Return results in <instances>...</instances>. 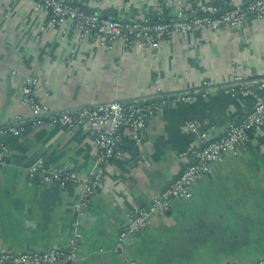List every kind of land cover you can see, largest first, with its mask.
I'll return each mask as SVG.
<instances>
[{
	"label": "crops",
	"instance_id": "1",
	"mask_svg": "<svg viewBox=\"0 0 264 264\" xmlns=\"http://www.w3.org/2000/svg\"><path fill=\"white\" fill-rule=\"evenodd\" d=\"M154 1L72 3L110 18L156 21ZM168 1L171 7L181 5ZM207 1L225 7L248 0ZM33 7L32 0H0V129L19 117L26 121L19 136L0 137V145L10 148L0 168V250H66L77 225L79 252L70 264L264 260V131L251 133L241 154L229 153L212 165L190 199H175L168 212L152 213L147 229L124 252L116 249L131 214L148 208L194 160L197 146L187 124L217 137L251 111L252 95L225 87L234 70L247 81L264 80V20L248 19L217 32L175 34L159 47L127 50L118 42L108 49L91 37L79 39L69 28L67 35L48 28V15L34 13ZM32 77L38 81L37 99L53 114L174 94L190 93L195 99L181 97L162 107L141 132L140 145L131 130H124L114 159L98 167L88 127L63 130L33 123L23 93ZM206 81L220 89L204 95ZM38 165L81 178L100 173L104 188L85 212L77 213L82 186L42 184L29 173Z\"/></svg>",
	"mask_w": 264,
	"mask_h": 264
},
{
	"label": "built area",
	"instance_id": "2",
	"mask_svg": "<svg viewBox=\"0 0 264 264\" xmlns=\"http://www.w3.org/2000/svg\"><path fill=\"white\" fill-rule=\"evenodd\" d=\"M32 1L34 13L48 15V28L61 30L64 35L68 34L67 28H69L79 39L91 37L97 45L108 49H112L118 42L127 50L159 47L162 42L175 34L217 32L229 27H239L248 19L264 20V0L231 3L225 7L210 5L207 0H179L181 5L171 7L168 0H155L156 21L139 17L127 20L110 18L75 5L72 0ZM193 2L198 4L194 6ZM229 77L225 89L234 94L243 92L252 95L255 101L251 111L241 120L232 123L217 137H212L209 132L201 130L195 123L187 124L186 129L195 136L197 146L194 160L187 162L183 173L176 177L158 197H155L148 208L131 214L128 224L119 233L116 247L118 252H124L127 244L147 229L152 213L168 212L175 199H190L194 187L211 173L212 165L222 162L229 153L239 155L246 150L248 133H263L264 80L247 81L236 70L232 71ZM37 85V79L32 77L27 79L23 87L25 102L31 109L33 123L40 126L51 124L63 130L88 127L98 150V167L107 165L114 159L124 130H131L134 133L135 143L140 145L141 132L162 107L181 97L188 101L195 99L190 93L183 96L174 94L158 96L151 100L110 102L53 114L37 99L35 95ZM203 89L202 93L207 95L220 88L217 84L206 81ZM25 124L23 118H16L11 124L0 129V137L7 134L19 136ZM9 155L10 148L1 144L0 168L6 166ZM141 158L146 161L144 155ZM29 173L32 179L42 184L56 183L61 188L81 185L82 193L76 208L77 213L85 212L97 191L104 188L100 173L81 178L76 172L52 170L39 165L32 167ZM80 239L81 234L77 232L76 225L66 250L49 249L36 253L0 250V264H70L78 257ZM252 264H264V260Z\"/></svg>",
	"mask_w": 264,
	"mask_h": 264
},
{
	"label": "water",
	"instance_id": "3",
	"mask_svg": "<svg viewBox=\"0 0 264 264\" xmlns=\"http://www.w3.org/2000/svg\"><path fill=\"white\" fill-rule=\"evenodd\" d=\"M154 19H156V17H154ZM262 79H264V76L262 77ZM248 134H249V136L251 135V133H248ZM138 236H139V235H138ZM138 236H137V237H138ZM133 239H134V238H133Z\"/></svg>",
	"mask_w": 264,
	"mask_h": 264
}]
</instances>
